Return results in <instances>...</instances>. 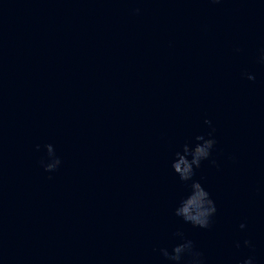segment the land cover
<instances>
[{
	"label": "water",
	"instance_id": "obj_1",
	"mask_svg": "<svg viewBox=\"0 0 264 264\" xmlns=\"http://www.w3.org/2000/svg\"><path fill=\"white\" fill-rule=\"evenodd\" d=\"M262 51L264 0H0V264H264ZM212 128L201 229L172 162Z\"/></svg>",
	"mask_w": 264,
	"mask_h": 264
},
{
	"label": "clouds",
	"instance_id": "obj_2",
	"mask_svg": "<svg viewBox=\"0 0 264 264\" xmlns=\"http://www.w3.org/2000/svg\"><path fill=\"white\" fill-rule=\"evenodd\" d=\"M137 11H139L137 9ZM261 62L264 63V51L261 53ZM247 79L254 80L255 77L251 74L245 73ZM205 124L211 126L212 122L210 120H205ZM215 129L205 135H197L195 137L196 143L194 146L189 144L183 145L182 152L175 153V159L172 162V169L175 174L178 175L179 179L183 182L191 181L190 194L184 198L180 205L175 209V215L180 217L185 223L191 224L193 227H198L201 229H208L212 225V217L215 216L217 208L214 200L211 198L209 192L202 186L199 181L193 180L196 174V169H199L201 163L205 160H209L212 154V150L216 144V140L213 137ZM47 149L48 157L51 162L44 163L41 161L46 172L55 171L60 165L61 161L55 156L53 146L48 144L45 146ZM39 148V145L37 146ZM212 164H216L215 160L211 161ZM240 227L243 229L244 224ZM175 236L179 238L180 243L175 244L171 251L167 248H161L160 254L172 264H204L203 253L196 250L194 242L187 239L184 233L177 231ZM244 245L247 247H252V243L249 240L244 241ZM236 247H240L237 243ZM243 264H255L254 257H248L243 261Z\"/></svg>",
	"mask_w": 264,
	"mask_h": 264
}]
</instances>
